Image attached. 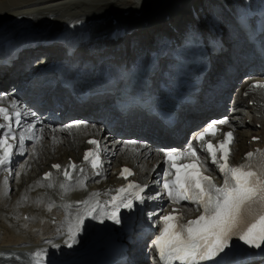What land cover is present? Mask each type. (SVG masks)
Wrapping results in <instances>:
<instances>
[{
	"label": "bare ground",
	"instance_id": "bare-ground-1",
	"mask_svg": "<svg viewBox=\"0 0 264 264\" xmlns=\"http://www.w3.org/2000/svg\"><path fill=\"white\" fill-rule=\"evenodd\" d=\"M52 1H57V0H52ZM83 1L84 0H59L54 4H52L50 2V4H48L49 7H47V3H45V2H36L32 5L27 4L26 6H23V9H26V10L21 9V10L17 11V12H21V15L18 16L17 14H13V12H10V14L6 15L3 19L0 16V22L2 23V22L10 21L12 23H18V24H13L12 26L10 25V28H8V29L13 31V30H15L16 25H20V26H23L24 28H19L17 31L18 33H21V32L31 33V31L39 32L38 34L34 33V34H37V36H36L37 39L36 38H32V39H36V40H40V41H42V40L51 41V39L53 40L56 37H49V36L48 37H43V36L40 37L39 36V34H41L40 32L43 31L44 33L47 32V33L54 35L55 32H57V31H55V29H59V27H63L64 22L60 20L58 23L56 20H54V18H51V19L46 18V19L40 21L39 20L40 16L41 15H47V16H53L54 17V16H56V10H59L58 9L59 7L72 8L73 6H78L80 4H84ZM94 1H96V0H94ZM115 1H116V3H114ZM144 1L145 0H143V2ZM200 1L201 0H195L193 5L199 4ZM137 2H138L137 0H98V1H96L95 5L98 9L97 11L102 13L101 21L106 22L107 20H110V21L120 20L122 22H125L123 20V18L129 17L131 19V21L135 23V27H136V25L140 26V25H143L145 23L148 25H153L154 21H151L150 19H145V17L148 15H156L157 11L159 9H163L164 5H166V3H164L162 6H160V7L158 6L157 8H155V7H150L148 5V3L144 2V5L142 4L144 7L140 8L141 3H143V2L141 0H139L138 3ZM18 5H19V3L15 4V5L2 3V5H0V10L3 11V10H6L8 8H11L10 11L16 10V9L20 8V6H18ZM21 5H25V4H21ZM37 5H41V6L39 8L35 7L36 8V10H35L36 12H35V11H33L32 7L37 6ZM126 5L128 7H126ZM39 9H41V10H39ZM176 9L177 8H175L173 10H176ZM236 9H238V8H236ZM107 10L109 11V13L104 14V11L107 12ZM164 11L165 10H163V12ZM32 12H34V13H32ZM190 12L192 13L191 10H190ZM75 14H77V13H75ZM103 14H104V16H103ZM187 14L188 13L183 12L180 15L182 17L181 21H183V19H185V21L181 25L180 24H173V27L172 26L169 27V26L164 25L162 27H159V28H164L163 30L160 31L157 28L153 31V33H151L147 36L148 41L153 42V39L156 35L161 36V35L168 34V36H171V37H174L175 39H177L178 35H180V36H181V34L186 35L187 32L191 31V33L188 36L184 37L183 41H182L184 43L182 50H181V53L183 56L180 58H177V60H174L175 61L174 65H173V62L170 63L171 65H173L172 68H170L168 66H163L166 68L167 74L169 77H171V76L173 77V75L175 73L174 83H175L176 88H178V85H182V84H185L189 80H191V81L193 80L195 73H196V70L198 68V65H200V68L203 69V72H204L205 79L203 80V84L200 85L202 90L200 92H194V95H196L197 98H199V99H198V101L194 107L187 106V104H184L181 107L182 111L180 113L182 114V117H181L182 118V120H181L182 128L181 129L177 128V129L173 130L171 132L173 134L179 133V132H181L182 134H185V132L187 130H189L190 127L192 128V127L198 126L201 122H204L205 119L209 118L213 111L221 110L222 104L224 103L226 98H228L230 92L232 91V88L238 83L239 78L242 77L241 71L243 69V66L250 67L251 65H253L255 63V71H256V74L258 75L256 77L261 78L260 80L258 78L259 82L264 80V72L262 70V67L257 63V60H253L254 58L250 59V57H254V56L256 59H258L257 56L264 55V33L261 34L259 32L254 31L256 34H258L256 37H258V38L261 37V39L263 41V49L261 48L258 52H256L257 54L254 55V53L252 51V48H253L252 43L250 41L251 33L246 31V29H242V26L238 23V15L236 12L233 13V15L235 16V20H233L234 27H232L230 34L228 32H226L224 34V37H221L220 33H213L212 35L209 34L208 38L204 37L203 40L201 38L199 39V36L201 34L199 32V29H198L199 25L196 24V21L191 20V19H193V17L190 14H188V15ZM77 16L79 18H77ZM77 16L75 15V18H73L75 22H77L79 19L83 18L85 15L83 16V15L78 14ZM180 16H178V17L176 16L175 18L177 19ZM72 17H73V15H72ZM23 18L28 19L27 22H29V26L24 25L25 21L23 22V20H22ZM176 19H174V20L172 19L171 22L173 23V21H176ZM262 20H263V24H264V16H262ZM186 21H188V22H186ZM73 22H69V23L72 24ZM1 23H0V28H1ZM192 24L194 26L197 25V30L194 31L192 28H189L186 31V28L191 26ZM106 27L107 28L109 27L108 23L106 24ZM149 29H150V27H149ZM202 29H203L204 33H210L209 31H207L203 27L200 28V31ZM176 30L181 31V32L174 33L173 31H176ZM146 31H149V30H146ZM156 31H159V32H156ZM215 31H217V30H215ZM58 32H61V30ZM21 36H25V35H21ZM7 37L8 36H5L1 39V40H5V41H0V46H3L5 44V42L8 41ZM121 41L123 42L124 40H121ZM211 41H213L216 48H210V45H211L210 42ZM125 42H126V44H128L127 40H125ZM138 43H140V42H138ZM176 44L179 47V44L178 43H176ZM82 45L83 46L80 47V50L82 52H87L90 50L97 52V51H103V50L108 51V50H112V49L118 50V51L120 49L121 50L127 49V47H126L127 45L120 48L113 42H109L106 44L101 43V44L94 45V46H92V44L90 42H87V43H83ZM171 45H172L171 47L174 48V50H175L176 46H174V43H171ZM221 45L223 47L218 48V46L220 47ZM61 47H63V46H61ZM54 49H57V47H54L53 50H50L51 53L57 54V52H59V51H56ZM215 49H216V52H214ZM43 50H45V49H43ZM22 52L23 51H22L21 45H19V46L10 45L6 48L0 49V54H2L4 56L3 60L0 61L1 62L0 63V84H1V81H5L7 79H12L16 75L20 76L22 73V70H23L22 64L29 57H35L36 56V54H34L35 51H33L32 54H30V55H29L30 50H28V49L25 50V52H23V53ZM128 52L129 51L127 50V53L125 55V59L128 58V60H129ZM47 53L48 52L45 51V52H42L40 54H47ZM145 53H147V51ZM16 56H19V59H18V61L14 62L13 58ZM219 56L223 59L218 60L217 57H219ZM177 61L179 63L182 62V64L180 66H179V64L177 65ZM206 61H210L211 66L207 65V66L203 67L202 65ZM89 64H92V63H89ZM2 65H5V66H2ZM103 65H106V64L103 63L101 65V67ZM248 69L249 68H247L246 70H248ZM97 70H99V69H97ZM67 71L71 72V70L69 68L67 69ZM118 71H121V70H118ZM22 78H24V77H21V80H22ZM254 80H255V78H249L247 80L248 82H246V83L247 84L253 83ZM100 81H102V78L100 76L95 81L93 80V77L91 75H89L88 77H83V76L78 77V82L81 85H94V84L99 83ZM113 83H115V85H117L115 88V92H117L119 84H118V82H115V81ZM246 83H244V85ZM246 85L241 90L242 93L246 90L245 89ZM48 87L50 88V90H52V91L54 90L53 87H51V86H48ZM107 87H111V86L107 85ZM15 88H17V84L15 85ZM40 88H43V87H40ZM216 89H217V91H216ZM22 90H24L23 87L19 88V90L14 92V88H13L12 90H7V92L11 93V95L14 93L16 95H19V94H22L21 93ZM57 90H59L60 93H62V91H63L61 89H57ZM39 92L40 91L38 90V88L34 89V90L30 89V90L26 91L27 98H30V100L28 101V104L30 105V107H27V108L30 110V113H35V115H31V117L36 116V117L41 118V119L35 120V119L30 118L27 120V119H24V117L22 118V122L19 124L17 131L24 129V127L26 125H28L30 121L32 122V125H34L32 131L29 133V134H32V139H26L25 144L28 145L29 142H32L34 140L33 139L34 137H40L42 139L47 138L49 141H52L53 143L51 145H58L59 143H56V144L54 143L57 141V139L52 140L50 138L51 135L55 136L58 139L61 138L64 141L69 140L68 138L65 139V136L66 137L72 136V139H73V140H71V142L73 143V146L70 147V145H69V149L67 148L69 150V152L66 153L65 155L63 154V156H54V159H50L49 164L47 163L48 167L46 165L47 168H45V169H50L52 163H56V161L58 162L61 159H62L61 162L65 163L66 161H68V159L70 157H72L73 159L76 158V156H72L74 153H77L78 157L80 158V154H81L82 149L84 147H86V145L84 144L85 141L88 138L94 136V132H95V135H100L102 133L103 134H105V133L109 134L112 132V129H115V127L117 126L116 130L124 131L123 132L124 135H122L120 137L133 136L136 138L137 142L136 143H130V145L126 144L127 148H126L125 153H123L125 148L121 149V147H120L121 142H118V141L113 142L112 146H114V150H110L109 155L113 159L114 163H116V161L118 160V159L116 160L117 153L123 151L122 152L123 154H128L130 156L131 155L132 156L137 155V157H139L140 163H143L145 169L149 170V172H148L149 174H153V176L154 175L157 176L163 171L164 167L162 166V163L160 162V160L162 159V161H163L164 155L162 153L159 155L158 160L156 159L155 161H152L154 159L152 148H154V146H157V145H161V146L166 147L168 145L169 141L172 140V138H169V134H171V133L160 132L159 130L156 129V127L153 125V123H151V122L146 123L142 119V115H139L136 111H134L122 119L118 118L117 120H115L116 116H114V117L111 116V117L105 118L104 119L105 121H109V123H112V124L111 125L107 124L106 128L103 131H102V128H100V127H96V128L94 126L90 127V131H87V133L85 132L82 136L78 132L79 130H76V129L71 130L70 129L68 131L66 129L64 130V127L60 128V127L54 126L53 125L54 123H52L53 119L50 115H48V112H43V114H42V111H41V113L35 112V109L38 108V103H36L34 100H37L39 97H41V96H39V95H41V93H39ZM112 94L108 92L107 94H104L103 96H100L99 98H95V100L89 99L87 102H82L77 97H75V98L70 97L72 99H75L76 101H78L81 104L75 103V104L71 105V104H69L70 103L69 101H66V104H62V106L64 107V114L63 115H65V118L63 119V121L65 119H67L68 117L72 118L74 116H78L79 117L78 119H80L83 115H84L83 117L88 118L89 117L88 111L94 109V107L97 108L99 106H102L101 104L94 103V102H97V101H99L100 103L106 102V104L109 106V104H111L110 101L114 98V96ZM59 96L63 97L62 95H59ZM8 99H12V98L8 97ZM252 100H254V105L249 106V102ZM213 103H216L217 107H212ZM25 105H26V101L22 100L21 105L19 107V110L22 113H23V111L27 110L26 107L24 108ZM234 105H235V111L240 110V114L244 116V120L241 121V120H237L235 117L232 118V116L234 115V113H233V114H231L232 116L230 115V116H225V118H222L223 120H227L229 123L225 124V125H221V126H223L226 129H229V130H234L235 135H240L241 132L243 131V129H245V130L249 129L251 131V129L246 127V125H245L246 124L245 119L250 118V116L244 114L245 110L246 111L249 110V112L254 115L250 119L253 125H256V124H263L264 125V90L251 89L250 90V97L248 98V100H244L243 98L236 99L234 102ZM44 107L45 106H42L39 108H40V110H43ZM109 110H110L111 114H114L113 109L110 108ZM221 113H223V110L221 111ZM120 115H122V114H120ZM215 115H217L216 112H215ZM222 119H220V120H222ZM73 122H75V121H73ZM12 125L16 126L15 118H13V120H12ZM234 128L236 130H241V131H236ZM79 129H84V128H79ZM41 130H43V131H41ZM252 135H254V134H252ZM260 135H259V137H261V140L258 141V143H251L245 149V151L242 152L241 156L238 154L240 157L237 156L235 159L241 158V159L245 160L246 153H248L250 151L255 152L256 149H263L264 148V130ZM81 136H82V138L84 137V139H81ZM107 138H108L109 143H110V141H115V139H120V138L116 137L115 133L113 135H108ZM111 138H113V139H111ZM219 138H222V135L219 136ZM78 139H79V142L77 141ZM141 139L144 141H145V139H147V140H149V143L150 142L151 143L147 144V145H143L142 143H140ZM242 139H244V136ZM235 140H237V139H235ZM237 141H240V140H237ZM10 142L14 145L13 140ZM69 142H67V143L69 144ZM129 142H134V140L132 139V141H129ZM136 144H137V146H135ZM240 144L238 145V143H237V147H239V146L241 147L242 145L247 144L246 138H245L244 144L243 143L241 145ZM49 145H50V143L48 142V146ZM42 147H43V149L47 148L44 145ZM133 147H135L136 148L135 151L138 152L135 155H133L128 150V149H131ZM195 147L197 148V151H198L199 147L198 146H195ZM174 150L175 149H173L171 151H174ZM79 151H80V153H79ZM26 154H30V153L27 152ZM26 154L22 158H24L26 156ZM124 156H126V155H124ZM19 158H20V156L18 157V156H15V154H14L13 160L6 167L8 168L9 166H12L14 164L15 160H18ZM133 161H134V158H133ZM25 162L26 163L23 166L21 164L22 162L19 164V166H21L20 167L21 175H22V173H25L27 171L28 167L30 168L29 159H26ZM124 164H129V162H124V163H121L120 165H124ZM120 165H118V166H120ZM45 169H43V170H45ZM111 170H112L111 173H108L105 170V174L100 176V177L96 176L97 171L84 170L83 173H81L80 177H78V178L84 179L85 186L83 188H80L76 183L77 178H75V180L72 182L73 183L72 184L73 189L66 192L65 195H63V194L59 195V191L57 190V185H60L61 183H65L60 178L56 179L53 177V179H51V181H48V182L44 181L43 182V180L39 176L40 178H38V179H40V180H39V184L37 183L39 185L38 188L36 187L37 190L42 189L40 184L43 185L44 189H46V186L51 182L54 186L52 188H50V190L52 192L53 191L54 192L58 191V192L53 194L52 192L49 191L50 193H48L47 189L49 187L46 189L47 191H44L42 193L41 192H39V193L31 192L30 193V191H29L30 194H27L28 196H26L25 199H27L29 201L28 203H30L31 206L28 204H25L24 210L21 212L20 216L22 215L23 212H25L26 208H28V207H32L33 209H35V211L38 209H42V210H44V212L40 213L42 211L41 210L37 213H35V212L34 213L33 212L25 213L24 217L27 216V218H25V219H27V221L24 220V217H22L21 220L23 221V224H21V226L19 223V219L15 220L13 222L15 225L14 227L15 228L18 227L17 229H14L9 224L4 223V220L2 221V219H0V235H2L4 237V240H2V242H0V251L1 250L13 251V252L18 251V253L20 254L21 252H25V251H28L30 249L31 250L37 249V247H35V246H40L39 248H45L44 250L46 251L48 248H50V246L57 243L58 241H61L64 244H66L65 241L68 239V232H67L68 224L70 221L74 222L77 214L79 213V214L84 215V221H83V224L81 226V230L76 235V242L74 243L73 246L70 247L69 256H67L66 259L65 258L61 259L62 262L59 264H73V263H68V259L72 258L74 255H75V257L82 259V262H80L79 264H89V263L94 264L95 260L98 258H100V259L103 258V260H106L109 257V254L108 253L102 254V251L105 247H108L111 245V242H110L111 237H109V234L116 236L117 235L116 228L118 227V225L119 224L126 225L125 221H123V222H120L119 224H116V223L106 224L98 232H94V230H93L94 228L98 227L99 225H102V223L109 220L102 215L101 208H103L105 211L109 212V210L104 208L106 206V204H105L106 201L104 199L114 185L111 183L117 182V172H115L114 167ZM10 176H11V173L9 174L8 171H6L5 167H2V169H0V210H2V211H3V206H2L1 200L4 199V191L6 189L5 187L8 183V180L10 179ZM108 177L111 178V182H109V184H106L105 186H103V184L106 182ZM92 184L97 185L98 188L89 193L87 187L88 186L90 187ZM29 186L30 185H28V187ZM30 190H32V188ZM89 190H90V188H89ZM91 190H93V189H91ZM94 193H98L99 195L92 199L89 206H92L93 204L96 203V201H98L100 207L97 208L96 212H94L92 214V216H89V215H87V213L85 211V205L80 204L78 202L89 199V197L92 196V194H94ZM24 196H25V194L22 195V197H24ZM26 201H25V203H26ZM49 205H53L51 210H49V207H48ZM69 205H71V207H68ZM184 212H186V214L189 216L187 211L184 210ZM44 215H49L50 221L46 220L44 218ZM93 216H96L98 218L94 219ZM54 217H57L58 221L53 220ZM140 217L142 218V215ZM120 219H121V217H120ZM152 222L156 223V220L153 219ZM145 224H147L146 220H145ZM140 226H141L140 221H138L136 228L139 230V232L137 233L136 237L133 238V240H130V242H129V245L131 243V245H130L131 248H129V251H130L129 254H130V256L132 255V253L134 254V256L131 257L132 258L131 262L133 264H144L145 256H141L140 259L137 260L139 258V256H138V251H140L139 248L145 246L146 247L145 254L146 253L147 254L148 253L153 254V240H152V238L150 240L148 239V237L145 234L146 231H144L143 227L141 229ZM23 227H26V228L23 229ZM18 229H19L20 233L15 231ZM59 230H61L62 232L61 231L59 232ZM144 236H146L145 239H144ZM128 238L130 239L131 236H127L126 241H128ZM49 242H51V243H49ZM135 242H136V244L133 245ZM132 245H133V247H132ZM2 246L4 247V249ZM23 255L24 254H20V256H22V257H23ZM6 256L0 255V260H2V257H6ZM46 258H48V257H45L43 259L46 260ZM99 260L95 264H97L99 262ZM129 261L130 260L128 259V262ZM154 262H155L154 264H157V260ZM47 264H53V263L48 261ZM74 264H77V263H74Z\"/></svg>",
	"mask_w": 264,
	"mask_h": 264
},
{
	"label": "snow or ice",
	"instance_id": "snow-or-ice-1",
	"mask_svg": "<svg viewBox=\"0 0 264 264\" xmlns=\"http://www.w3.org/2000/svg\"><path fill=\"white\" fill-rule=\"evenodd\" d=\"M250 88L264 90V82H254ZM10 106L11 112L3 106V100H0V119L3 121L0 122V129H7L0 135V167H5L6 170V166L11 163L14 154V145L9 140L16 141L18 139V147L22 149L25 139H32V136H26V133H30L34 127L29 124L25 133H21L17 137L12 131L13 117H15V124L19 126L22 114L35 115V113H22L16 100H11ZM228 123L223 119L213 121L205 131L197 136V141L202 142L200 152L190 143L187 150L179 154L172 151L163 153L169 164V170L163 178L164 194L173 205H178L181 201L194 203L197 205L199 215L193 219H186L183 212L173 208L171 212L160 217L161 230L153 242V247L161 264H174L177 261L179 264H200L202 261L214 260L221 253L227 256L228 253L225 250L230 249L229 242L233 237H238L244 244L255 248H261V245H264V150L250 151L246 153V162L239 165L230 164L231 145L235 140L232 131L224 132L223 139L218 140L216 144H213L212 140H205L209 135L213 138L216 137L220 132L217 125ZM85 127L87 126L85 125ZM53 139L55 140V137ZM87 143L95 145V147L84 153V161L89 162L93 170L99 169L102 166L101 142L90 139ZM205 153L207 156L203 155ZM218 153H220L219 156ZM20 154L23 155V152L21 151ZM208 158L218 168L222 176V183H216L213 176L206 174L208 169L204 165ZM178 160H187L188 162L178 164ZM52 167L61 170L62 166L55 164ZM68 167L73 172L83 173L84 171L83 168H78L71 162ZM172 169L175 171L173 172ZM96 174L99 175V172ZM132 174V171L127 167L123 168L120 173L124 179ZM51 175V173H45L44 179L48 180ZM63 175L68 183H61L59 187L64 192H68L72 189L73 174L68 171V168H64ZM76 183L80 188L85 186L82 178H77ZM53 186L51 182L47 185L49 188ZM147 187V184L130 182L117 189L118 195L113 197L112 202L113 210L108 212L101 208L102 215L119 224L120 207L131 209L133 199L141 204L144 203L145 197L141 193ZM98 195V193H94L89 199L78 202L85 205V211L89 216H92L100 207L98 201L89 206L92 199ZM161 197L162 194L150 195L147 199L159 200ZM48 207L51 210L53 205ZM93 218L98 217L93 216ZM83 220L84 215L78 213L75 221L69 222L68 239L65 241L69 247L76 242V235L81 230ZM55 246L58 247V245ZM43 255V252L35 253V257L39 258L37 264H42ZM215 264H224V256H220Z\"/></svg>",
	"mask_w": 264,
	"mask_h": 264
},
{
	"label": "rangeland",
	"instance_id": "rangeland-1",
	"mask_svg": "<svg viewBox=\"0 0 264 264\" xmlns=\"http://www.w3.org/2000/svg\"><path fill=\"white\" fill-rule=\"evenodd\" d=\"M57 1H59V0H57ZM57 1H52V0H0V5H2V3H7V4H11V5H15V4L19 3L18 6H20L19 9L12 10V11H10L11 8H8V9L3 10V11L0 10V16L3 19L6 15L10 14V12H13V14H17L19 16V15H21V12H17V11L23 9V6H26L27 4L28 5H32V4L36 3V2H45V3H47V7H49L48 4H50V2L52 4H54ZM96 1H98V0H96ZM96 1H94V0L93 1L92 0H84L83 1L84 4H80L78 6H73L72 8L59 7L58 8L59 10H56V16H54V17L53 16H47V15H41L40 19H39L40 21H42V20H44L46 18H49V19L54 18V20H56L58 23H59L60 20L63 21L64 25H63V27H59V29H55V31H57V32H55L54 35H52L50 33H47V32L44 33L42 31V32H40L41 34H39V36L40 37L41 36H43V37H48V36L49 37H56L55 39H53V40H56L58 38L61 39L63 37L62 35H65V34H68V33H70L69 36H72V35L75 36L76 34L88 33V35H91V36H89L90 39L101 38V39L107 41L105 39V37L108 38L110 36H118V35L121 34V36L127 35L128 37H123L121 39L119 38L117 41H112V42L115 43L120 48L124 47L125 45H127L126 47H129V44L130 45L131 44L133 45L134 43L138 44V42H142L143 40H144V42H142V43L149 42L148 39H147V36L149 34L153 33V31L155 29H157L159 27H162L164 25L165 26L169 25L171 23V22H169V20L172 19V17H176V16L178 17L183 12L188 13L192 17H194L193 16V12L192 13L190 12V8H192V7H195L194 10L197 11V15L198 16L200 15V17H203V19L201 20L200 24L201 25H207V27L206 26H201V25L200 26L205 28L207 31H209L208 27H209V29L212 28V30H213V27L214 28H220V27L224 28V25H222V23L219 21V18L217 17V15H220L221 13H219V11L217 9L215 10L216 5L222 4L219 0H216V2L215 1H209V0H201L199 2V4H195V5H193L195 0H145L144 2L148 3V5L150 7L157 8L158 6L159 7L162 6L164 3H166V5H164L163 9H159L157 11L156 15H148V16L145 17V19H150L151 21H154L153 25H148V24L145 23V24L140 25V26L136 25V27H135V23L132 22L129 17L123 18V20L125 22H122L120 20H112V21L107 20L106 22L105 21H101L102 13L97 11L98 9H97V7L95 5ZM137 1L139 2V0H137ZM141 1L143 2V0H141ZM144 2L141 3L140 8L144 7L143 6ZM114 3H116V1ZM21 4H25V5H21ZM40 6L41 5L33 6L32 7L33 11H35L36 8H39ZM126 7H128V6L126 5ZM175 8H177V9L173 10ZM23 10H26V9H23ZM39 10H41V9H39ZM163 10H165V11L163 12ZM32 13H34V12H32ZM75 13H77V14H75ZM106 13H109V11L108 10H107V12L104 11V14H106ZM78 14L83 15V16L85 15V16L83 18L79 19L77 22H75L73 18H75V15L77 16ZM104 14H103V16H104ZM72 15H73V17H72ZM77 18H79V17L77 16ZM22 20H23V22L25 21L24 25L29 26V22H27L28 19L23 18ZM69 22H73V23L71 24ZM107 23L109 24L108 28L106 27ZM13 24H18V23H12L10 21L1 23L0 41H5V40H1V39L3 37H5V36H8L7 37L8 41H6L5 44L1 48H6V47H8L10 45H17V46L21 45V46H23L24 45V42H22L23 40H26L27 38L28 39L36 38L37 34L39 33V32H33V31H31V33H29V32L18 33L17 31H18L19 28H24L23 26H20V25H16L15 26V30L11 31L8 28H10V25L12 26ZM196 24L199 25V22H196ZM149 27H150V29H149ZM60 30H61V32H58ZM146 30H149V31H146ZM34 33H37V34H34ZM122 33H124V34H122ZM214 33H220V32H218V30H217V31H214ZM21 35H25V36H21ZM129 35H131V36H129ZM156 36H158V35H156ZM36 39H35V41H38V42L40 41V40H36ZM121 40H124V41L122 42ZM125 40L128 41V44H126ZM130 41H131V43H129ZM140 45H142V44L140 43ZM132 47L133 46H131V48ZM25 50H27V49H25ZM34 51H36V50H34ZM217 59L218 60H220V59L222 60L223 58H221L219 56V57H217ZM247 68H249V67L243 66V69L241 71L242 77L239 78L238 83L236 82L237 84L232 88V91L230 92L228 98H226V100L223 103L225 105L224 106V110H226V112L228 111L229 113L232 112L231 114L234 113L233 116L230 114L232 116V118L235 117L237 120H241V121L244 120V116L240 114V110L235 111L234 102H235L236 99H239V98L243 97V96H241L242 92H241V95H240V90L244 86V83L248 82L247 80L249 79L248 77L244 76V75H246L244 73H245ZM256 76H258V75L256 74ZM216 91H217V89H216ZM212 107H217L216 103H213ZM27 110L30 113V110L28 108H27ZM25 112H26V110L23 111V113H25ZM244 114L250 116V118H246L245 119L246 120V124L245 125H246V127L250 128L251 131L249 129H246V130L243 129V131L241 132L240 135H236V139L240 140V141L236 140V143H235L236 144V147H235L236 151L241 150L246 145L245 144V145H242L241 147L240 146L237 147V143H238V145L240 143L244 144L245 138H246V142H248L249 138L251 139V137L255 136V135L259 136L263 132V129H264L263 127H256V125L258 126V125H262V124H256V125L252 124L250 119L254 115L252 113H250L249 110H247V111L245 110ZM22 115H23L24 119H27V120L30 119V118L33 119L28 114H22ZM230 115H228V116H230ZM74 117L75 118H79L78 116H74ZM67 121H70V120H67ZM249 121H250V123H249ZM29 124H32V122L30 121ZM56 124H58V123H56ZM73 124H75V123L74 122H69L68 123V127H66V128L63 125H58V126L60 128L64 127V130L66 129L68 131L70 129L71 130L72 129L79 130L78 132L82 136H83V134L85 132L87 133V131H90V127H88V126L86 127L87 129L86 128L79 129V128H82V126L77 127V125L73 126ZM76 124H78V123H76ZM28 125L25 126L24 129H22V130H20L18 132L25 133ZM91 127H93V126H91ZM236 131H241V130H236ZM250 134H254V135L250 136ZM27 135H31L32 136V134H29V133H26V136ZM82 136H81V139H84V137L82 138ZM243 136H244V139H242ZM52 137L54 138L55 136H52V135L50 136V138L53 140ZM67 138L69 140L64 141L61 138L58 139V138L55 137V140L57 139V141L54 142V143L55 144L59 143V144L58 145H51L53 142L49 141L47 138L42 139L40 137H34L33 138L34 140L32 142H29L28 145L24 144L22 149H20L18 146H16L17 149L15 148L16 151H15L14 154H17L16 156H18V157L21 156V157L18 160H15L14 164L12 166H9L7 168V170H6V171H8L9 174L11 173V176H10V179L8 180V183H7L6 187H5L6 189L4 191V199L1 200L2 201V206H3V211L0 210V219H2V221L4 220V223L9 224L14 229H17L18 227L15 228L14 227L15 225L13 223L15 220L19 219V223H20V226H21V224H23V221L21 219H22V217H24L25 213H27V212H33V213L35 212V213H37V212L42 210V209H38V210L35 211V209H33L32 207H28V208H26L25 212H23L22 215L20 216L21 212L24 210L25 204H28V205L31 206V204L28 203L29 201L27 199H25L26 196H28L27 194H30L31 192H36V193L41 192L42 193V192L47 191V190H48L47 191L48 193L52 192L50 189H47V187H46L47 190L44 189L43 186H41V184H40V186H41L42 189L41 190H37L36 187L37 188L39 187L38 184H39V180H40L38 178H40L39 176L42 175V173H43L42 171H43V169L46 168L47 163L49 164L50 159H54V156H63V154L65 155L66 153L69 152V150H68L69 149V145H70V147L73 146V143L71 142V140H73V139H72V136H69V137L65 136V139H67ZM26 139H28V138H26ZM117 140L118 139H116V141ZM77 141L79 142V139ZM116 141H112L111 143L116 142ZM48 142L50 143L49 146H48ZM67 142H69V144ZM142 143H144V142H142ZM43 145L45 147H47V148L43 149V147H42ZM106 145L107 144H105V146ZM125 145L126 144H124V143L120 144L121 149L122 148L124 149ZM14 146H15V141H14ZM135 146H137V144ZM108 147L110 149L112 148L110 145ZM135 149L136 148L133 147V148L128 149V150L133 155H135L136 154ZM21 151L23 152V155L20 154ZM125 151H126V148L124 149V152L121 151V152L117 153L116 160L117 159L118 160L116 161V163H114L112 158H111V161L114 164H120V163H124V162H129L130 164L132 163L133 165H137L138 164L136 166L138 168L137 169L138 172L141 173V174L142 173L144 174L145 167H144L143 163H140V160L137 157V155H135V156L131 155L130 156L128 154H123V153H125ZM27 152H29L30 154H26ZM152 152H153V155H154V159L152 161H155L156 158H157V154H155L154 148H152ZM25 154H26V156L24 158H22ZM124 155H126V156H124ZM72 156L78 157L77 153H74ZM70 158H72V157H70ZM133 158H134V161H133ZM26 159H29L30 168L28 167L29 170L27 169V171L25 173H22V175H21V173H20V167L21 166H19V164L22 162L21 164L23 166L26 163L25 162ZM60 161H62V159L59 160L58 162H60ZM47 167H48V165H47ZM147 171L149 172V170H147ZM109 181L110 180L108 179L107 183ZM28 185H30V186L28 187ZM57 187H58V185H57ZM31 188H32V190H30ZM87 188H88V190L90 188V190L93 189V191H94V190H96L98 188V186L95 185V184H92L90 187L88 186ZM57 190H58V188H57ZM29 191H30V193H29ZM56 192H58V191H56ZM56 192L53 191L52 193L54 194ZM24 194H25V196L22 197V195H24ZM61 194L65 195L66 192H64V191L63 192H59V195H61ZM25 201H26V203H25ZM43 212H44V210H42L40 213H43ZM25 218H27V216L24 217V220L27 221V219H25ZM44 218L46 220L50 221L49 215H44ZM57 219H58L57 217H54L53 220L58 221ZM121 219H122V217H121ZM121 219H120V222H123L124 220H121ZM109 220L106 221L107 224L115 223L113 220L110 221V222H109ZM106 222H104V223H106ZM125 224H127V223L125 222ZM148 225H151V222L149 220H148ZM25 228L26 227H23V229H25ZM15 231L20 233L19 229L15 230ZM60 231L61 230H59V232ZM2 240H4V237L2 235H0V242H2ZM58 244L63 245L62 246L63 249L62 248H57L55 246V245H58ZM73 245H74V243L72 244V246ZM35 247H37V249H35V250H31L30 249L28 251L21 252L20 254H24L23 257L20 256L18 251L13 252V251L1 250L0 251V255H2V256H6L7 255V256L6 257H2V260H0V264H16V263L17 264H33V263L37 264V259H39V258L35 257V253L36 252H43L44 253L43 258L48 257V258H46L47 259V263H48V261H50L51 263H53V261H55V264H57L58 262L62 261L61 258L62 259L65 258L66 259V257L69 256L70 247L68 246L67 243L64 244L61 241H58L57 243L53 244V246H50V248H48L46 251L44 250L45 248H39L40 246H35ZM3 249H4V247H3ZM63 250H65L64 254H66V256L65 255L63 256V253H61V252H64ZM149 254H151V253H149ZM149 254H146L145 257L148 256V258H149ZM43 258H42V264L44 262Z\"/></svg>",
	"mask_w": 264,
	"mask_h": 264
}]
</instances>
